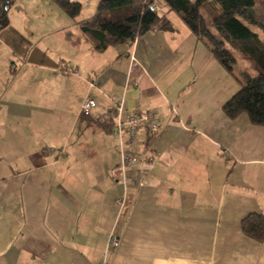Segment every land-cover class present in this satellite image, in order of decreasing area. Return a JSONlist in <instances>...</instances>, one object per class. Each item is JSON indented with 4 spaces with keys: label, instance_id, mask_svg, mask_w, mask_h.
<instances>
[{
    "label": "crops",
    "instance_id": "obj_1",
    "mask_svg": "<svg viewBox=\"0 0 264 264\" xmlns=\"http://www.w3.org/2000/svg\"><path fill=\"white\" fill-rule=\"evenodd\" d=\"M10 1L0 32V264H264V242L241 228L264 213V126L224 113L240 85L182 19L162 8L154 30L102 52L86 38L72 47L61 27L37 47L17 32L24 0ZM64 43L74 60L53 50ZM122 98L124 114L155 109L160 125L139 134L126 187L110 174L119 138L99 121ZM112 231L120 242L108 248Z\"/></svg>",
    "mask_w": 264,
    "mask_h": 264
},
{
    "label": "trees",
    "instance_id": "obj_2",
    "mask_svg": "<svg viewBox=\"0 0 264 264\" xmlns=\"http://www.w3.org/2000/svg\"><path fill=\"white\" fill-rule=\"evenodd\" d=\"M55 1L71 18L80 16L83 4L79 0ZM10 6V0H0V32L9 26ZM165 7L238 81L240 89L225 102L224 113L231 119L245 113L252 124L264 126V0H99L93 16L77 21L78 33L67 30L64 36L73 45L86 38L102 52L133 43L154 30L163 20ZM168 24L164 27L171 29ZM240 59L252 67L235 72ZM115 115L112 110L99 119L104 130L112 131ZM241 228L248 237L264 242V213H249Z\"/></svg>",
    "mask_w": 264,
    "mask_h": 264
},
{
    "label": "built area",
    "instance_id": "obj_3",
    "mask_svg": "<svg viewBox=\"0 0 264 264\" xmlns=\"http://www.w3.org/2000/svg\"><path fill=\"white\" fill-rule=\"evenodd\" d=\"M157 9L159 7L157 6ZM66 73H77L73 68H66ZM125 100L119 99L114 102L115 125L114 133L119 138V147L121 150V160L119 165L110 171L113 178L119 179L126 187L128 179V170L136 165V158L132 152L139 145V134L147 133L155 135L160 128L157 111L155 109H146L143 111H134L124 114ZM96 105V101L87 97L82 104V113L90 114L92 108ZM152 160V159H150ZM126 201V193L123 198L118 199L117 203L123 206ZM120 239L115 231H112L108 238V248L118 247ZM107 248V249H108ZM107 253V252H106ZM107 255V254H106ZM101 264H107V257L103 258Z\"/></svg>",
    "mask_w": 264,
    "mask_h": 264
},
{
    "label": "rangeland",
    "instance_id": "obj_4",
    "mask_svg": "<svg viewBox=\"0 0 264 264\" xmlns=\"http://www.w3.org/2000/svg\"><path fill=\"white\" fill-rule=\"evenodd\" d=\"M79 1L82 2L83 9L80 16H78L76 19H73L67 15V13L56 3L55 0H24L26 6V10L24 11L26 12V15L24 12H22V14H16V19L19 20L18 24L21 25L22 31L17 30L16 27H14L22 37L29 39L32 41L34 46L36 45L38 47L39 43L50 42L48 38L53 37L55 30L58 28L61 27L63 29V35L67 30H72L73 32L77 31V21L91 17L95 14L99 0ZM254 29L258 30V28L255 27ZM43 31L47 33L45 34L46 36L44 35V37L42 33ZM9 39L10 37L6 39L8 43H10ZM64 44L65 45L56 44L53 50L55 51L56 48L55 52L60 50L64 55H69L70 52H72V59L74 60V48H72L74 47L73 44L70 43L72 47L66 43ZM237 66L238 67L235 68V72H240L245 68V66H248L249 68L252 67V65H247V63L242 59L239 60ZM231 76L234 78L232 74Z\"/></svg>",
    "mask_w": 264,
    "mask_h": 264
}]
</instances>
